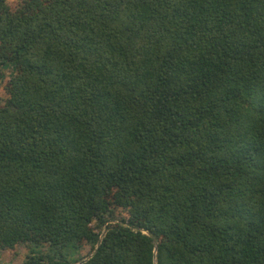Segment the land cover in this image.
<instances>
[{"label": "trees", "instance_id": "obj_1", "mask_svg": "<svg viewBox=\"0 0 264 264\" xmlns=\"http://www.w3.org/2000/svg\"><path fill=\"white\" fill-rule=\"evenodd\" d=\"M0 88V250L264 264V0H0Z\"/></svg>", "mask_w": 264, "mask_h": 264}, {"label": "rangeland", "instance_id": "obj_2", "mask_svg": "<svg viewBox=\"0 0 264 264\" xmlns=\"http://www.w3.org/2000/svg\"><path fill=\"white\" fill-rule=\"evenodd\" d=\"M9 3H15L18 0H7ZM6 99V94L4 91L0 88V101H3ZM91 250L89 246H84L80 253H77L75 251L67 253V251H63V257H66L68 261L74 262L76 259L84 258L90 254ZM28 253H31L36 256H43L46 258V256H50L52 258L54 257H60V254L54 255V253L51 252H45V248L41 246H35L32 244L28 245H17L13 249H5L0 250V264H24L25 258Z\"/></svg>", "mask_w": 264, "mask_h": 264}, {"label": "water", "instance_id": "obj_3", "mask_svg": "<svg viewBox=\"0 0 264 264\" xmlns=\"http://www.w3.org/2000/svg\"><path fill=\"white\" fill-rule=\"evenodd\" d=\"M95 252H96V251H95ZM95 252H94V253H95ZM94 253H93V254H94ZM93 254H91L87 259H90V258L93 256ZM87 259H86V260H87Z\"/></svg>", "mask_w": 264, "mask_h": 264}]
</instances>
